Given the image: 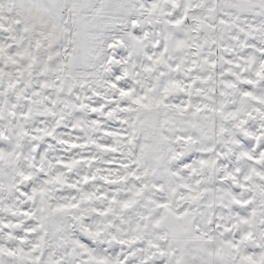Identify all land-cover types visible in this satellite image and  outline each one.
Wrapping results in <instances>:
<instances>
[{"label":"snow or ice","instance_id":"snow-or-ice-1","mask_svg":"<svg viewBox=\"0 0 264 264\" xmlns=\"http://www.w3.org/2000/svg\"><path fill=\"white\" fill-rule=\"evenodd\" d=\"M0 264H264V0H0Z\"/></svg>","mask_w":264,"mask_h":264}]
</instances>
